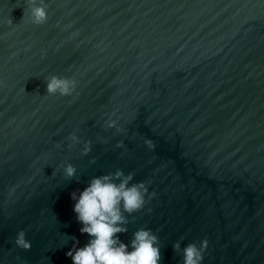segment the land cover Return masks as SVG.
I'll return each instance as SVG.
<instances>
[{
  "label": "water",
  "instance_id": "95a60500",
  "mask_svg": "<svg viewBox=\"0 0 264 264\" xmlns=\"http://www.w3.org/2000/svg\"><path fill=\"white\" fill-rule=\"evenodd\" d=\"M45 3L36 25L28 0H0V264H72L89 237L71 193L117 169L156 193L125 243L144 227L160 264L203 239L202 264H264V0ZM52 75L76 93L47 94Z\"/></svg>",
  "mask_w": 264,
  "mask_h": 264
},
{
  "label": "clouds",
  "instance_id": "9594fccd",
  "mask_svg": "<svg viewBox=\"0 0 264 264\" xmlns=\"http://www.w3.org/2000/svg\"><path fill=\"white\" fill-rule=\"evenodd\" d=\"M31 22L42 25L48 20V5L45 0H28ZM9 23H12L9 20ZM77 81L71 77L52 75L46 82V93L49 95L71 96L76 93ZM78 94V93H77ZM112 113L104 122V127L115 128L117 133L126 130L118 124L119 117L111 118ZM69 139L73 144L80 143L81 138L73 132ZM145 144L153 148L151 139H145ZM117 147H123V142H117ZM72 147V144H69ZM91 151V141L84 140L82 153ZM77 169L71 163L64 166L65 178L76 177ZM133 173L125 174L122 169L92 177L82 191H73L71 198L75 201L73 211L77 221L82 225L79 231L87 234L89 239L81 247L76 243L66 252L71 257L72 264H160L162 260L161 245L158 235L149 228H138L132 234L129 242L120 239L119 234L128 231V217L142 210L155 197L149 192L148 182H132ZM183 239V237H181ZM14 243L25 250L31 248V242L26 239L24 230H20ZM208 240L203 239L197 244L190 242L181 248L180 240L173 244L175 253H182L183 264H202L208 247Z\"/></svg>",
  "mask_w": 264,
  "mask_h": 264
}]
</instances>
